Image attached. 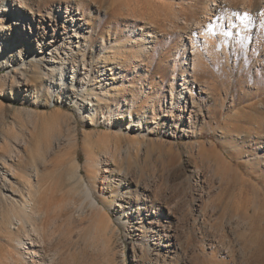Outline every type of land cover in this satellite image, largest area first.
I'll return each instance as SVG.
<instances>
[{"label":"rangeland","instance_id":"374dc122","mask_svg":"<svg viewBox=\"0 0 264 264\" xmlns=\"http://www.w3.org/2000/svg\"><path fill=\"white\" fill-rule=\"evenodd\" d=\"M1 6L0 0V34L8 38H0V186L4 175L14 188L23 184L34 160H48L42 168L44 253L56 254L60 264H149L146 247L158 239L149 223L169 222L164 235L176 234L181 246L169 259L163 244L174 238L158 239L165 260L157 264H247L223 259L229 241L221 244V238L240 246L230 225L241 231L248 207L253 223L264 224V0H68L61 8L50 0L33 8L22 26ZM207 25L213 32L208 44L200 29ZM39 32L58 35L63 48L58 60L66 59L53 64V75H45L47 60L38 54L33 61L26 47L27 37ZM173 83L205 98L203 117L189 125L197 137L160 134L166 117L158 114L177 96ZM195 143L218 152L237 173L224 184L216 211L206 206L220 191L219 179L191 178L193 167L204 166ZM71 157L82 164L118 242L98 237L90 208L80 207L82 195H71L52 163ZM92 158L99 165L90 174ZM119 173L132 177L131 188L120 186ZM121 190L130 191L132 204L121 201ZM141 193L155 204L141 206ZM200 200H208L203 209H197ZM131 214L128 228L124 217ZM0 244L8 249L6 240Z\"/></svg>","mask_w":264,"mask_h":264},{"label":"bare ground","instance_id":"6f19581e","mask_svg":"<svg viewBox=\"0 0 264 264\" xmlns=\"http://www.w3.org/2000/svg\"><path fill=\"white\" fill-rule=\"evenodd\" d=\"M48 1L50 0H1V5H2L1 12L3 13L8 12L11 16H17L18 18H16V20L13 21V24L16 26H22L24 25V22L27 19L26 16L27 14L35 15L32 10L33 8L40 7L42 3H47ZM51 1L56 2L59 8H61V5L63 3L68 2V0H51ZM15 7L20 8L21 10H23V12L17 11ZM68 10L69 8H66V11ZM70 13L72 14V11H70ZM43 15L44 16L39 15L40 18L46 21L45 17H47L48 22L50 23L52 22L53 18H50V16L47 14L46 15L43 14ZM60 15H61V11H59V17ZM74 15L75 13L72 16ZM71 20L72 22H74L73 17H71ZM73 26L76 27V25L70 23V28ZM200 29L202 31L203 38L206 40V44H208L211 41V39H213L212 38L213 32L211 26L207 25L205 30L202 27H200ZM15 30H21V28L17 27L15 28ZM31 33L33 34V32ZM44 33L39 32V34L35 33L36 36L33 37L28 36L27 37L28 40H26V44H27L26 47L28 48L27 50L30 54L29 56L33 57L32 58L33 61L37 58L38 54L42 55L41 57L42 61L47 60L50 66L46 67L45 75L48 76L56 73L58 69L56 66H53V64H58L60 63V61L62 62L66 58L64 57L61 58V60H58L60 59L59 51L63 49L56 45V42L59 40L56 39L58 35L53 34L52 36H50ZM76 33L77 35H80V32H78L77 30ZM49 36L52 39L49 40ZM0 38L1 39L8 38V35L3 32L2 34H0ZM60 45H62V43H60ZM23 46L25 47V45ZM70 47H73L72 42L70 44ZM199 51L200 50L198 49L196 54L198 55V57L201 56ZM64 53H66L65 56H67V51L66 52L63 51V54ZM180 85L182 86L181 88L178 89L174 88V83L170 85L172 96H174L175 94H177V96L174 97L171 100V102H168L167 107H165L164 110L162 109V111L158 114V116L163 114V117H166V119L163 120V123L164 125H166L167 129L165 131H160V134H162L164 137H171L177 133L180 134L178 135L179 137L180 136L197 137L198 133L193 134V132L190 130L191 126L189 125H191L190 122H192L193 119L203 117L202 104L204 102L202 104L201 102L202 100L204 101L205 98L202 96L201 91L198 93L197 98H195V95L191 90L189 91V89L186 87V84H180ZM83 99L86 101L87 98L83 97ZM195 145L197 146V149L201 150V147L198 143H195ZM73 147H74L73 142H71L70 149H73ZM200 152H201L200 159L201 161H203L204 166L203 167L195 166L190 170L192 180L195 181V178L197 179L203 178V180L206 181L208 176L212 178L211 179L212 181H217V179H219L220 191H218L217 195L213 197V199H211L210 201H208L210 197L206 201L200 200L196 204V206L197 209L199 208L203 209V205L205 204V202L208 201L207 202L208 206L206 207L207 208L209 207L213 211H216V209L221 205V192L223 190L225 191L224 184L227 185L226 183L228 182V180L236 176L235 174L237 173H234V170L231 168V166L227 164L228 162H225V159L223 160L221 155L215 150H209L208 153L204 152V150H201ZM71 159L72 160H70L68 163L62 162L60 164L59 163L60 161L56 163L54 160L52 163L57 164V166L59 165L60 172L67 178L70 186V192H72L71 195H74L75 197H78V194L82 195L81 196L82 200L80 198L82 203L81 205L80 204L79 205L80 207L81 206L84 207L85 204L86 207H88V209L90 208L91 213L89 215L93 228L97 233L101 235L98 237L101 238L102 236L105 237L108 240V243L113 239L117 240L118 237L115 238L117 234L113 229L114 226L112 227L113 224L110 223L111 219L110 217H108V213H106V210L101 205L100 200L93 194V191L91 190V188L88 187V185L85 182V178L83 177V173H82V164L77 159H74L72 157ZM47 162L48 160L44 158L40 162L39 160L37 162L34 160L32 163L33 165L26 173L24 183L19 184L16 181L18 185L15 188L13 187V183L6 178V175H4L5 177L4 182L1 184L0 189L2 191L6 190L7 192H2L0 198V236H1L0 238L7 241L8 249L2 244H0V255H2V257L0 258V264L3 263L4 264H60V260L56 254L47 256L44 253L45 235L42 224H44V221L46 220V216H45L46 212L43 210V208H41V204L44 205L45 203L42 202L41 200L42 199L41 193L45 184L44 183L45 175L43 173L42 168L46 166ZM98 165L99 164L96 162L95 159L92 158L88 160L87 166L89 167L88 170L90 171L89 173L90 174L94 173L92 171L97 169ZM207 173L209 174L208 176H206ZM92 176L93 175H91V178ZM116 177L120 178L119 180L121 183L120 186L124 185L126 189L131 188L132 177L126 175L121 176L120 173ZM213 183L212 185L214 186ZM146 192H149V189H146L145 193ZM121 193H123V197L121 198V201H123L126 204H132L131 201L133 199L128 195L130 194V191L121 190ZM145 193H141L139 195L140 199H137V201L140 202L141 206L143 205L148 206V203L152 202V205L149 206L150 208L155 204L154 202L155 200H153L152 196H148ZM150 199L151 201H149ZM128 200H130V202ZM116 206L121 207L122 209L125 208L121 203H116ZM151 212L153 213V210ZM224 214L225 212H223L222 215L220 213L218 217L219 221ZM127 216H128L127 218L124 217V224H126L127 227L130 228L129 221L135 219L136 216L133 214ZM241 217L246 224V226L243 229H241V231L238 232L235 231L237 229V225L234 224L235 222L230 225L231 227L230 229L232 233L236 235L237 242L239 243L238 245L240 246L236 249L235 246L236 242L234 243V240L231 239L230 237L221 238V244L222 241L225 242L226 239H228L229 241L227 247H224V249H222V251H224L223 259L227 257L230 258L231 256L233 261H237L238 258L240 257L243 258V260L241 259L240 260L242 262L245 261L247 264H264V224L260 226H256L253 223V215L250 214L249 207H248V211H246L245 213L243 212ZM232 222L233 221H231L230 223ZM168 223H159V224L155 223L154 225L149 223L151 226L150 228H148V230L154 233L153 237L157 236L160 241L163 238V236L165 238L166 237L174 238V241H172L171 238L170 239L167 238L166 239L167 243L163 244V246L169 250V253L171 255L167 257L171 259L172 256L176 257L178 255L176 253L178 247L181 246V242L174 233H173L174 235H172V233L171 234L168 233L167 235H164L166 229H168L169 227ZM2 229L4 231L3 233H2ZM158 239L155 238L152 242V245L149 246L148 244V246L146 247L147 262L149 264H157L165 260V256L163 255V252L159 248V245L162 243L161 242L158 243L157 241ZM115 245L116 244H114V246ZM109 247L110 245L108 246V249ZM108 259H110V257ZM110 264H113V262L110 261Z\"/></svg>","mask_w":264,"mask_h":264}]
</instances>
